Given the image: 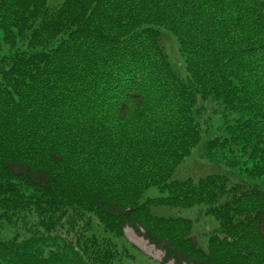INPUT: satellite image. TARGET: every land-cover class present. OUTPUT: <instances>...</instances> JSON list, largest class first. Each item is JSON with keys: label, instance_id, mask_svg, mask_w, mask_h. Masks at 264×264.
<instances>
[{"label": "trees", "instance_id": "trees-1", "mask_svg": "<svg viewBox=\"0 0 264 264\" xmlns=\"http://www.w3.org/2000/svg\"><path fill=\"white\" fill-rule=\"evenodd\" d=\"M0 28V264H126L125 226L264 264V0H0ZM197 149L218 171L175 177Z\"/></svg>", "mask_w": 264, "mask_h": 264}, {"label": "rangeland", "instance_id": "rangeland-1", "mask_svg": "<svg viewBox=\"0 0 264 264\" xmlns=\"http://www.w3.org/2000/svg\"><path fill=\"white\" fill-rule=\"evenodd\" d=\"M62 0H48V5L55 6L58 5ZM2 29L0 28V40H2ZM164 43L168 55L172 61L177 64H180V58L178 56L177 45L174 38L170 37L167 34H164ZM209 133L203 134V139L206 137L212 136L214 129L210 128ZM199 149L193 151L190 157L186 158L184 162L179 166L175 173V177H184L187 175L199 176L205 175L206 173L218 171V169L209 162H197L196 160L200 158L198 156ZM149 195H157L158 190L155 187L149 188L147 191ZM162 212L170 214H179L183 216L193 217L197 213L195 209H162ZM200 231H207L208 228L212 227V223H208L204 220L199 222ZM124 236L127 241L133 244L138 250L141 251V255L135 253L134 257L127 258L126 264H160L164 258V252L156 247L154 244L150 243L141 233L136 232L130 226L124 227ZM165 264H176L173 260L167 261Z\"/></svg>", "mask_w": 264, "mask_h": 264}]
</instances>
